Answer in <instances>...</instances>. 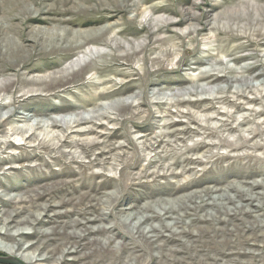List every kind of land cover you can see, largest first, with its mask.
<instances>
[{"label":"rangeland","instance_id":"rangeland-1","mask_svg":"<svg viewBox=\"0 0 264 264\" xmlns=\"http://www.w3.org/2000/svg\"><path fill=\"white\" fill-rule=\"evenodd\" d=\"M0 25V256L264 264V0H0Z\"/></svg>","mask_w":264,"mask_h":264},{"label":"bare ground","instance_id":"bare-ground-1","mask_svg":"<svg viewBox=\"0 0 264 264\" xmlns=\"http://www.w3.org/2000/svg\"><path fill=\"white\" fill-rule=\"evenodd\" d=\"M136 9H137V7H136ZM135 10V9H134ZM1 26V25H0ZM8 29H9V27H7ZM7 29V30H8ZM3 29H1V31H2ZM4 31V30H3ZM5 32V31H4ZM77 46H78V44H77ZM80 47V46H79ZM31 48L32 49H29V50H23L24 51V53H23V57H22V60L23 61H27L30 57H31V53H32V51H36L37 50V46H36V44L35 45H31ZM68 48V47H67ZM90 51V49L88 50V52ZM41 52V51H40ZM35 53V52H34ZM36 54V53H35ZM87 54V53H86ZM1 55H3V51H0V56ZM34 55V54H33ZM83 55V54H82ZM85 55V54H84ZM26 56V57H25ZM24 62V63H25ZM4 252H9L10 254L9 255H12V256H9V257H13V258H16V256L14 255V253H13V251L12 250H7V249H4V248H1ZM21 258V260H23V262H25V264H30L29 263V261L27 260V259H24L23 257H20ZM18 259V258H17Z\"/></svg>","mask_w":264,"mask_h":264},{"label":"water","instance_id":"water-1","mask_svg":"<svg viewBox=\"0 0 264 264\" xmlns=\"http://www.w3.org/2000/svg\"><path fill=\"white\" fill-rule=\"evenodd\" d=\"M0 264H25L21 260L9 256H0Z\"/></svg>","mask_w":264,"mask_h":264}]
</instances>
